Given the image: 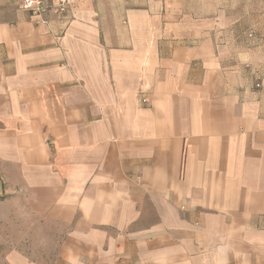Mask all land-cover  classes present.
I'll return each mask as SVG.
<instances>
[{"label":"crops","instance_id":"1","mask_svg":"<svg viewBox=\"0 0 264 264\" xmlns=\"http://www.w3.org/2000/svg\"><path fill=\"white\" fill-rule=\"evenodd\" d=\"M21 1L0 0L5 263L264 264V0L42 22Z\"/></svg>","mask_w":264,"mask_h":264},{"label":"built area","instance_id":"2","mask_svg":"<svg viewBox=\"0 0 264 264\" xmlns=\"http://www.w3.org/2000/svg\"><path fill=\"white\" fill-rule=\"evenodd\" d=\"M70 0H54L52 5H49L46 0H22L21 9L30 12L36 17L37 22L44 21V15L48 10L52 9L58 16L62 15L68 9ZM144 103L147 99L142 100Z\"/></svg>","mask_w":264,"mask_h":264},{"label":"rangeland","instance_id":"3","mask_svg":"<svg viewBox=\"0 0 264 264\" xmlns=\"http://www.w3.org/2000/svg\"><path fill=\"white\" fill-rule=\"evenodd\" d=\"M7 214V211L5 210V208H0V218H4L6 217L5 215ZM7 230L3 227V226H0V249H3L4 250V247H5V241L7 240H12L11 239V235H15L14 233H8L6 232ZM5 237V238H3ZM5 258H4V252L0 250V264H6L5 263Z\"/></svg>","mask_w":264,"mask_h":264}]
</instances>
